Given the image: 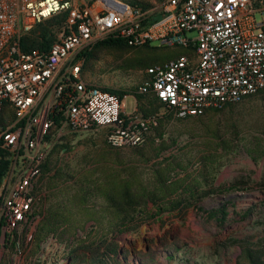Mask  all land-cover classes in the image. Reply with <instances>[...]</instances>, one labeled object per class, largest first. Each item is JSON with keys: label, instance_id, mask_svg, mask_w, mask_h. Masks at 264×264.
Segmentation results:
<instances>
[{"label": "rangeland", "instance_id": "obj_1", "mask_svg": "<svg viewBox=\"0 0 264 264\" xmlns=\"http://www.w3.org/2000/svg\"><path fill=\"white\" fill-rule=\"evenodd\" d=\"M137 1L156 7L161 0ZM148 46L95 49L81 77L126 94L132 113L150 98L137 101L149 66L139 59L193 55L156 41ZM49 157L53 169L38 177L27 221L6 232L0 215V264H250L242 245L263 251V94L198 116L166 113L138 146H110L103 129L65 128ZM221 208L226 214L213 216ZM49 218L58 222L52 231L44 226ZM112 245L116 255L91 259V250Z\"/></svg>", "mask_w": 264, "mask_h": 264}, {"label": "built area", "instance_id": "obj_2", "mask_svg": "<svg viewBox=\"0 0 264 264\" xmlns=\"http://www.w3.org/2000/svg\"><path fill=\"white\" fill-rule=\"evenodd\" d=\"M156 7L122 0H0V159L8 162L0 180L3 231L27 221L62 129H103L110 146H138L166 113L198 116L264 90V17L256 18L264 0H161ZM61 13L65 18L48 49H22L24 35ZM109 37L193 52L145 68L135 93L157 99L163 104L158 111L127 113L126 94L82 79L79 53Z\"/></svg>", "mask_w": 264, "mask_h": 264}, {"label": "trees", "instance_id": "obj_3", "mask_svg": "<svg viewBox=\"0 0 264 264\" xmlns=\"http://www.w3.org/2000/svg\"><path fill=\"white\" fill-rule=\"evenodd\" d=\"M122 1L127 2L131 5L142 6L143 8H146L148 6L147 4L141 3L137 0H122ZM158 15H159V13H155L152 16H153V18H156ZM64 18H65V14L61 13V14H57L55 16H52L48 19H45V20L37 23L28 34H26L22 37V39H21L22 49L23 50H28V49H33V48L48 49L54 40L55 31L59 28V26L61 25ZM138 47L139 46H136V47L130 46L123 40L114 39V38L109 37V38H106L104 40L97 41L96 43H94L92 45V47L89 50L86 49V50L81 51V53H79L78 56H83L85 61H86L92 57L93 51H95V49H98V48H107V49L125 51V50H130V49L138 48ZM141 47H145L146 49H149L148 44L142 45ZM163 58L164 57H161L160 59H163ZM157 60H158L157 58H143V59H139L137 61V64L141 67H144L147 65L150 66V65H153L154 62ZM107 90H109L110 92H112L118 96H122L121 91L113 90V89H109V88H107ZM259 93L264 95V90L260 91ZM254 95H256V94H254ZM142 96L143 95L138 94L137 95L138 100L137 99L136 100L139 101V98H141ZM251 96H253V95H251ZM230 104H232V103H227L220 108H216V110H220L222 108H225L226 106H228ZM136 105H137V102H136ZM162 106H163V104L158 102L157 99L150 97L149 99H147V101L145 103L139 102L137 110L141 111L143 113V115H148V114H151V113L158 111L160 108H162ZM7 167H8L7 160L5 158H1L0 159V180H1V177L3 176V174L5 173ZM52 169H53V167L50 164V157L49 158L47 157V159L43 165L42 172H43V174H46V173L48 174ZM57 174H58V172L57 173L55 172L52 177L53 178L56 177ZM221 212L223 215L226 214L224 208H221L219 210H213L212 214L214 216L217 213H221ZM221 219H223V217ZM44 222H45L44 226H45L47 231L54 230L58 224L57 221H54L51 218L45 220ZM221 222H223V221H221ZM104 249H105V252H99L98 249H96L95 251L91 250V252H93L91 259L94 260L96 263H98L99 261H101V256L105 253H108L110 256L117 254L116 246L115 247L113 245L107 246ZM242 249H243V252L245 253L246 257L248 258L250 264H264V247H263V251L257 252L256 249H252L249 246H244V244H243Z\"/></svg>", "mask_w": 264, "mask_h": 264}]
</instances>
